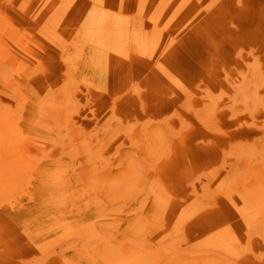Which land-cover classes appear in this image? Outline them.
<instances>
[{
	"label": "rangeland",
	"instance_id": "obj_1",
	"mask_svg": "<svg viewBox=\"0 0 264 264\" xmlns=\"http://www.w3.org/2000/svg\"><path fill=\"white\" fill-rule=\"evenodd\" d=\"M0 18V264H264V0Z\"/></svg>",
	"mask_w": 264,
	"mask_h": 264
},
{
	"label": "bare ground",
	"instance_id": "obj_2",
	"mask_svg": "<svg viewBox=\"0 0 264 264\" xmlns=\"http://www.w3.org/2000/svg\"><path fill=\"white\" fill-rule=\"evenodd\" d=\"M0 19H1V18H0ZM31 20H32V19H31ZM5 22H6V21H5ZM2 23H4V22H2ZM1 25H2V24H1ZM4 27H5V25H4ZM189 33H190V32H189ZM185 34H187V33H185ZM106 47H107V46H106ZM206 50H207V49H206ZM219 52H220V51H219ZM227 52H228V51H227ZM204 54H206V53H204ZM220 54H221V53H220ZM259 67H260V66H259ZM66 69H67V68H66ZM7 73H8V72H7ZM4 76H5V74H4ZM207 93H208V92H207ZM24 102H25V101H24ZM15 109H16V108H15ZM1 115H2V114H1ZM11 126H12V125H11ZM15 131H16V130H15ZM18 132H19V131H18ZM12 134H13V133H12ZM17 138H18V137H17ZM59 146H60V145H59ZM235 179H236V178H235ZM2 185H3V184H2ZM0 186H1V185H0ZM204 186H205V185H204ZM1 187H2V186H1ZM3 189H4V188H3ZM0 191H1V190H0ZM113 209H114V208H113ZM114 213H115V212H114ZM234 221H235V220H234ZM98 223H99V222H98ZM116 223H117V222H116ZM103 225H104V224H103ZM4 227H5V226H4ZM4 227H3V229H5ZM104 227H105V226H104ZM1 228H2V227H1ZM1 228H0V229H1ZM109 228H110V227H109ZM261 231H264V230H261ZM0 233H1V231H0ZM3 233H5V232H3ZM9 234H10V233H9ZM9 234H8V235H9ZM1 236H2V235H1ZM15 236H16V235H15ZM3 237H4V236H3ZM12 237H13V236H12ZM12 237H11V238H12ZM0 238H1V237H0ZM4 239H5V238H4ZM4 239H3V240H4ZM14 240H15V239H14ZM181 240H182V239H181ZM0 241H2V240H0ZM71 242H72V241H71ZM71 242H70V243H71ZM144 242H145V241H144ZM184 242H185V241H184ZM2 244H4V242H3ZM8 244H9V243H8ZM11 245H12V243H11ZM68 245H69V244H68ZM70 245H71V244H70ZM95 245H96V244H95ZM181 245H182V244H181ZM3 246H4V245H3ZM3 246H2V247H3ZM5 249H6V248H5ZM5 249H3V250H5ZM8 249H9V248H8ZM65 249H66V247H65ZM6 251H7V250H6ZM54 252H55V251H54ZM0 253H1V252H0ZM3 253H4V252H3ZM40 259H41V258H40Z\"/></svg>",
	"mask_w": 264,
	"mask_h": 264
}]
</instances>
